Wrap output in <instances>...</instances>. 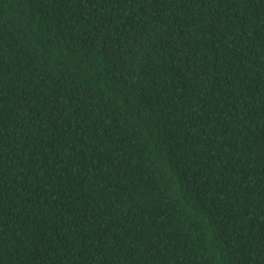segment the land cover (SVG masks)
<instances>
[{"label": "trees", "instance_id": "trees-1", "mask_svg": "<svg viewBox=\"0 0 264 264\" xmlns=\"http://www.w3.org/2000/svg\"><path fill=\"white\" fill-rule=\"evenodd\" d=\"M0 264H264V0H0Z\"/></svg>", "mask_w": 264, "mask_h": 264}]
</instances>
